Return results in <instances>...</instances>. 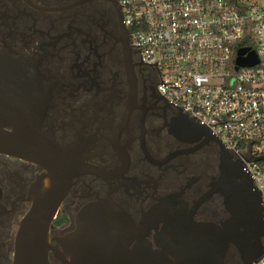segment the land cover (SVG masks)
<instances>
[{
    "label": "flooded vegetation",
    "instance_id": "1",
    "mask_svg": "<svg viewBox=\"0 0 264 264\" xmlns=\"http://www.w3.org/2000/svg\"><path fill=\"white\" fill-rule=\"evenodd\" d=\"M19 81L27 101L18 98ZM159 82V68L134 45L120 0H0V114L39 123L70 149L75 165L50 237L74 230L78 212L99 199L136 221L170 194L194 209L196 221L218 224L228 216L222 196L208 194L218 175L217 144L183 123ZM47 172L0 153V264H13L31 189ZM49 259L60 264L52 251ZM237 261L231 247L226 263Z\"/></svg>",
    "mask_w": 264,
    "mask_h": 264
},
{
    "label": "water",
    "instance_id": "2",
    "mask_svg": "<svg viewBox=\"0 0 264 264\" xmlns=\"http://www.w3.org/2000/svg\"><path fill=\"white\" fill-rule=\"evenodd\" d=\"M246 50L240 49L238 65L257 62L254 52L243 56ZM15 85L18 93L25 94H18L19 100L27 101L28 87L20 81ZM19 114H0V153L35 161L48 172L38 176L31 189L32 206L16 233L13 264H50V251L60 264H227L231 247L240 264H252L263 253L260 191L225 145L183 112L184 124L218 146V175L212 178L208 194L222 196L226 218L218 224L196 221L194 209L177 194L161 198L138 221L111 199H99L78 212L74 230L50 237L75 165L68 156L70 149L61 148L39 129V123ZM182 132L180 128L178 133Z\"/></svg>",
    "mask_w": 264,
    "mask_h": 264
},
{
    "label": "built area",
    "instance_id": "3",
    "mask_svg": "<svg viewBox=\"0 0 264 264\" xmlns=\"http://www.w3.org/2000/svg\"><path fill=\"white\" fill-rule=\"evenodd\" d=\"M158 91L238 160L264 208V0H120ZM254 52L257 62L238 65ZM252 264H264L263 253Z\"/></svg>",
    "mask_w": 264,
    "mask_h": 264
},
{
    "label": "rangeland",
    "instance_id": "4",
    "mask_svg": "<svg viewBox=\"0 0 264 264\" xmlns=\"http://www.w3.org/2000/svg\"><path fill=\"white\" fill-rule=\"evenodd\" d=\"M231 255H232L231 259H234L236 257L234 253ZM237 263L240 264L238 261H237ZM232 264H234V263H232Z\"/></svg>",
    "mask_w": 264,
    "mask_h": 264
},
{
    "label": "trees",
    "instance_id": "5",
    "mask_svg": "<svg viewBox=\"0 0 264 264\" xmlns=\"http://www.w3.org/2000/svg\"><path fill=\"white\" fill-rule=\"evenodd\" d=\"M236 264H238V263H236Z\"/></svg>",
    "mask_w": 264,
    "mask_h": 264
}]
</instances>
